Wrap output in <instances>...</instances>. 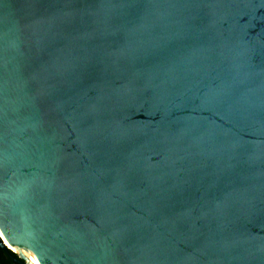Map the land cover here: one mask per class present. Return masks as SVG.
<instances>
[{"label":"water","instance_id":"obj_1","mask_svg":"<svg viewBox=\"0 0 264 264\" xmlns=\"http://www.w3.org/2000/svg\"><path fill=\"white\" fill-rule=\"evenodd\" d=\"M0 234L264 264V0H0Z\"/></svg>","mask_w":264,"mask_h":264},{"label":"bare ground","instance_id":"obj_2","mask_svg":"<svg viewBox=\"0 0 264 264\" xmlns=\"http://www.w3.org/2000/svg\"><path fill=\"white\" fill-rule=\"evenodd\" d=\"M0 236L5 242L6 247L9 248V250L13 251L15 254L24 258L27 264H40L33 250L29 246L25 244H20L17 246L11 245L2 234H0Z\"/></svg>","mask_w":264,"mask_h":264},{"label":"flooded vegetation","instance_id":"obj_3","mask_svg":"<svg viewBox=\"0 0 264 264\" xmlns=\"http://www.w3.org/2000/svg\"><path fill=\"white\" fill-rule=\"evenodd\" d=\"M17 256H13L12 253H7L1 246H0V264H27L24 259H18ZM19 260L21 262H19Z\"/></svg>","mask_w":264,"mask_h":264},{"label":"trees","instance_id":"obj_4","mask_svg":"<svg viewBox=\"0 0 264 264\" xmlns=\"http://www.w3.org/2000/svg\"><path fill=\"white\" fill-rule=\"evenodd\" d=\"M13 256H15L14 254H12Z\"/></svg>","mask_w":264,"mask_h":264}]
</instances>
